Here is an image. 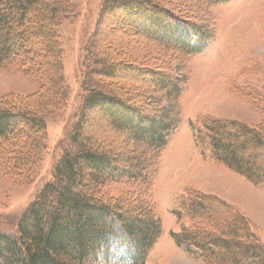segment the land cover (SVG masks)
Wrapping results in <instances>:
<instances>
[{
	"label": "rangeland",
	"instance_id": "374dc122",
	"mask_svg": "<svg viewBox=\"0 0 264 264\" xmlns=\"http://www.w3.org/2000/svg\"><path fill=\"white\" fill-rule=\"evenodd\" d=\"M162 1L209 34L197 54L125 35L112 37L107 50L101 41L121 30L116 23L121 12L116 13V20L102 15L96 33L103 0H70L71 9L56 29L62 96L57 106L41 112L46 125L44 149L32 170L15 176L7 173L0 158V231L15 232L18 218L51 180L89 90L100 88L127 100L143 115L168 112L176 120L159 151L147 148L145 142L131 141L125 131H115L100 112H89L84 124L93 146L110 153L119 167L131 170L139 162L143 169L144 176L137 180L108 182L98 191L105 200L111 198L116 205L122 202L118 205L126 216L144 219L151 211L160 219L161 233L146 264H208L197 250L185 251L171 236L191 224L216 235L223 232L221 221L207 215L191 220L181 208V202L194 193L234 206L252 226L249 235L253 233L264 245V181L253 183L214 159L206 146L205 129L212 121L222 120L264 131V0ZM96 58L108 59L118 69L126 64L130 70L145 73L135 76L136 72L120 69L109 81L99 76ZM158 74L176 84L175 100L158 87ZM48 78L0 71V98L35 94L44 85L42 79ZM179 210L181 216L176 214ZM247 238L241 235L242 241ZM86 264H126V257L102 251Z\"/></svg>",
	"mask_w": 264,
	"mask_h": 264
},
{
	"label": "trees",
	"instance_id": "16d2710c",
	"mask_svg": "<svg viewBox=\"0 0 264 264\" xmlns=\"http://www.w3.org/2000/svg\"><path fill=\"white\" fill-rule=\"evenodd\" d=\"M70 9V0H0V71L49 77L42 79L44 85L35 94L0 98V158L9 175L32 170L44 149L46 125L41 112L57 106L62 96L56 29ZM102 15H110L121 26L102 39L107 50L112 37L125 35L193 55L210 38L203 26L177 15L162 0H103L96 33ZM90 52L94 56V44ZM93 62L100 67L99 76L109 81L121 70L136 72L126 64L120 70L108 59ZM156 78L158 87L175 100L176 84L162 74ZM91 111L100 112L115 131L127 132L131 141L145 142L154 151L166 145L176 121L168 112L143 115L125 99L100 88L89 90L51 180L18 218L15 232L0 231V264H86L102 251L123 253L126 264H146L161 233L160 219L151 211L144 219L126 216L119 206L122 202L105 200L98 191L108 182L137 180L144 176L143 169L139 162L131 170L121 168L110 153L93 146V137L84 130ZM205 129L214 159L253 183L264 181L263 130L222 120ZM181 208L191 220L207 215L221 221L223 232L216 235L191 224L171 233L179 247L197 250L208 264H264V245L253 233L251 238L252 226L234 206L194 193ZM242 234L249 236L247 240H241Z\"/></svg>",
	"mask_w": 264,
	"mask_h": 264
}]
</instances>
